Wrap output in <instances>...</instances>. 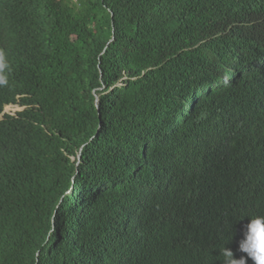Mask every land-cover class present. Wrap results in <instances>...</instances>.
Returning <instances> with one entry per match:
<instances>
[{
    "label": "trees",
    "instance_id": "obj_1",
    "mask_svg": "<svg viewBox=\"0 0 264 264\" xmlns=\"http://www.w3.org/2000/svg\"><path fill=\"white\" fill-rule=\"evenodd\" d=\"M13 1L0 264H220L264 215V0Z\"/></svg>",
    "mask_w": 264,
    "mask_h": 264
},
{
    "label": "clouds",
    "instance_id": "obj_2",
    "mask_svg": "<svg viewBox=\"0 0 264 264\" xmlns=\"http://www.w3.org/2000/svg\"><path fill=\"white\" fill-rule=\"evenodd\" d=\"M11 14L24 16L25 11L13 0H0V15L6 18L11 28L23 30L19 22L9 18ZM0 49H4L7 52L3 45H0ZM11 74L12 67L6 62H3V54L0 53V83L4 86L7 85L10 82ZM9 105L20 106L21 109L17 110L15 113L5 112V109ZM23 109L24 107L19 104H7L3 112L0 113L2 117L0 118V166L3 167L5 173L9 175L12 174L11 169H19L20 165L16 153L10 148L12 134L7 127L2 124V120L5 115H16L18 111ZM14 187L13 185H9L0 174V203L7 196V192ZM71 189L72 186H69L65 190L66 193L70 192ZM225 245L218 248L220 253V264H264V215L251 216L250 222L246 226L244 238L236 234L235 237Z\"/></svg>",
    "mask_w": 264,
    "mask_h": 264
},
{
    "label": "rangeland",
    "instance_id": "obj_3",
    "mask_svg": "<svg viewBox=\"0 0 264 264\" xmlns=\"http://www.w3.org/2000/svg\"><path fill=\"white\" fill-rule=\"evenodd\" d=\"M19 109H21L20 108V106H16V105H14V106H10L9 108H6L5 109V112H8V113H15L17 110H19ZM0 118H2L1 116H0ZM73 183V182H72ZM66 194H68V193H66Z\"/></svg>",
    "mask_w": 264,
    "mask_h": 264
},
{
    "label": "bare ground",
    "instance_id": "obj_4",
    "mask_svg": "<svg viewBox=\"0 0 264 264\" xmlns=\"http://www.w3.org/2000/svg\"><path fill=\"white\" fill-rule=\"evenodd\" d=\"M209 79V78H208ZM98 100V99H97ZM198 103V102H197ZM71 181L74 183V177H72L71 178ZM73 183H72V189H71V191L70 192H68V194H71L73 191H74V186H73ZM250 204H251V202H250Z\"/></svg>",
    "mask_w": 264,
    "mask_h": 264
}]
</instances>
